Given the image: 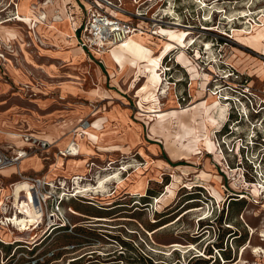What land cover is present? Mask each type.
<instances>
[{
  "label": "rangeland",
  "instance_id": "obj_1",
  "mask_svg": "<svg viewBox=\"0 0 264 264\" xmlns=\"http://www.w3.org/2000/svg\"><path fill=\"white\" fill-rule=\"evenodd\" d=\"M93 1L0 0V127L13 136L0 135V147L16 150L24 133L51 144L27 158L41 160L39 172L22 170L25 159L12 177L0 176V196L13 181L14 214L25 188L19 181L14 190L19 170L54 183L52 203L62 182L75 191L77 177L93 184L116 173L121 181L108 183L104 195L66 200L65 229L50 205L23 231L0 224V264H264V180L245 184L224 161L238 166L234 145L264 131V40L235 35L264 30V0H108L105 9L140 32L100 53L111 57H104L107 66L74 37ZM42 12L47 19L36 22ZM184 31L195 43L183 61ZM162 83H169L166 95ZM208 94L222 110L207 113ZM240 94L253 97L259 113L242 97L235 104L222 98ZM226 131L233 137L223 138ZM75 132L80 153L63 159L60 150ZM261 150L246 153L255 158ZM241 188L248 199L230 201ZM202 220L214 222L202 230Z\"/></svg>",
  "mask_w": 264,
  "mask_h": 264
},
{
  "label": "built area",
  "instance_id": "obj_2",
  "mask_svg": "<svg viewBox=\"0 0 264 264\" xmlns=\"http://www.w3.org/2000/svg\"><path fill=\"white\" fill-rule=\"evenodd\" d=\"M112 4H113L112 1L108 2V0H94L91 3L90 5L91 8L87 10L86 19L84 24L80 27V34L78 37L79 43L83 47V49L89 50L90 52L92 53L94 52L96 54L99 52L104 53L109 51L112 46L123 42L131 34L132 26L129 22L117 16L112 15L109 11L105 9L106 7H108V5H112ZM230 75L232 74L231 73L227 74V77ZM241 97L243 102L241 100ZM222 98L230 102H233L234 104L235 102L246 103L247 108L248 107L251 108L256 114L259 113L255 111L256 104L253 103V97H250L246 94L241 96H236L237 99L235 100L228 96L227 97L222 96ZM237 112L239 116L243 117V114H241L240 110H237ZM228 115L229 117L227 118V123L225 125L226 127L229 122L228 120L231 117L230 116L231 114ZM245 116L247 117L248 115L244 114V117ZM85 126H89V125H85ZM230 135H232V132L230 133L229 131L228 132L226 131V133L224 132L223 134V138H230L228 137ZM21 136L23 141L27 145L26 148L10 150V148L0 147V170L6 168L7 166H12V165L19 166L23 158L32 155L33 152L37 153L42 150H47L51 146V144L47 140L39 138L35 136L33 133H24ZM222 143L224 146L226 144V141L222 140ZM234 146H235V155L237 156L238 159V166L236 167L241 170L244 179L249 183H259L257 181L258 177L262 178L260 180H264V131L258 130L256 135H254L250 140V142L245 146L243 144L241 146L238 145V148L236 145ZM219 147L222 151L221 145ZM249 148H253L254 152L262 149L261 150L262 152L256 153V157L253 158L254 154L249 155V153H246L247 152L246 150H248ZM60 154L63 157H68V156H72L74 152L68 148L67 149L65 148L64 150H60ZM224 161L228 166H232L229 162H227V159H225V157H224ZM246 167H250V170L255 171L256 176L255 175L253 176L254 180L248 179L249 175H251V172L250 170L246 169ZM258 170L261 171V174L258 173ZM224 173L228 176V178H231L226 171ZM18 174L20 176V179L18 181L27 182L29 184V190L32 192L34 196L33 200H30L31 198L28 197L23 198V200H25L26 203L30 201H31L30 203H34L38 212L42 214L41 216L42 219L46 214V211L48 210L50 205L51 206L50 217H54L55 222L57 224L60 223L61 225L67 226V223L65 221H61L62 219L60 216V214H62L63 211V203L66 200L76 199L77 197H81L79 196L81 194H77V192L74 191L73 188H72L73 191H70V188L65 189V185L67 183L62 182V184H60V187L57 188L60 189V192L54 195V202L52 203L51 200L53 197L52 196L53 192L51 188H54L53 187L54 183L49 182L45 177L23 174L21 170L18 171ZM255 180L257 182H255ZM58 181L61 183V180ZM15 184L16 182H14V186ZM259 184H261V182ZM73 186L74 184L72 185V187ZM11 187H12L11 194L0 196V224L5 226L12 225L13 227V223L10 222V219L11 217L13 218L15 215H20V209L16 207V210L14 209V214H13V183H11ZM241 190L243 192L238 194V197L239 198L243 197L248 199L247 196L248 193L246 192L248 190L244 188H241ZM0 241L5 243V240H3L1 237H0Z\"/></svg>",
  "mask_w": 264,
  "mask_h": 264
},
{
  "label": "bare ground",
  "instance_id": "obj_3",
  "mask_svg": "<svg viewBox=\"0 0 264 264\" xmlns=\"http://www.w3.org/2000/svg\"><path fill=\"white\" fill-rule=\"evenodd\" d=\"M243 15H246V16H249V12L248 13H246V12H243ZM20 16H21V14H20ZM20 16L18 17V18H20ZM17 18V19H18ZM36 22L38 21L39 23H41L42 22V20L43 19H47V14L46 13H40V15H36ZM64 20L63 18H62V16H58L57 18H56V20ZM41 21V22H40ZM174 25H177V26H179L180 25V23H178V22H174ZM53 27V26H52ZM56 27V26H55ZM185 28H190V27H187V26H185ZM250 28H243V29H236L235 30V35H237V36H244L247 40H249V41H252V42H258V43H260V42H263V40H264V30L263 31H260V30H257V31H253V30H249ZM185 30V29H184ZM136 30H135V28L134 27H132V31H131V34L129 35V37L127 38V39H125L123 42H121V43H119V44H116V45H114V46H112L111 48H110V53L111 52H113V51H111V50H114V48L115 47H117V46H127L128 45V41L132 38V35H139V29H138V32L136 33V34H133L134 32H135ZM16 32V31H15ZM182 32V31H181ZM190 32V31H189ZM171 34H174V33H171ZM188 33L186 32V31H184L183 33H182V35L180 36L181 38V40L183 41L182 42V46H180V50H179V53H178V57H181V59L184 61V59L183 58H186V56L188 55V53H187V47L190 45V46H192L195 42L193 41L194 39L193 38H189V36L187 35ZM179 37V36H178ZM244 41V40H243ZM251 42V43H252ZM174 44H177V43H174ZM209 44V43H208ZM241 44V43H240ZM246 45V44H245ZM252 45H253V43H252ZM255 45V44H254ZM257 45V44H256ZM170 46V45H169ZM174 45H172L171 47H173ZM257 46H259L260 47V45H257ZM257 46H256V48H257ZM126 48V47H125ZM211 46H207V52H210L211 53ZM252 48V47H251ZM255 48V47H254ZM118 49H120V48H118ZM117 49V50H118ZM129 49V48H128ZM258 50H259V48H257ZM121 50V49H120ZM120 50H118V51H120ZM131 50H133V49H131ZM137 50H138V48H137ZM117 51V52H118ZM116 52V51H115ZM114 52V54H116ZM125 52V51H124ZM134 52L135 53H139V52H137V51H135L134 50ZM257 52V51H256ZM105 53V52H104ZM104 53H101V54H104ZM119 53V52H118ZM263 53V52H262ZM98 54V53H97ZM113 54V55H114ZM120 54V53H119ZM125 54V53H124ZM165 54V53H164ZM187 54V55H186ZM98 55H100V52H99V54ZM126 55V54H125ZM124 55V56H125ZM133 55V54H132ZM101 56V55H100ZM116 55H114V57H115ZM127 56V55H126ZM129 56V55H128ZM127 56V57H128ZM135 56V55H134ZM136 56H138V55H136ZM105 58H107L106 60H108L109 58H111V57H109V55L106 57V56H104ZM113 57V58H114ZM179 59V58H178ZM180 59V61H182ZM112 59H110L109 60V63H110V61H111ZM123 59L121 58V56L119 57H116V59H114V61L112 60V62H111V64L112 63H114V65H117L119 62H121ZM215 60V59H214ZM185 63V62H184ZM192 63V62H191ZM114 65L112 64V66L114 67ZM264 66V65H263ZM153 68V67H152ZM156 68V67H155ZM169 70H170V68H169ZM152 71V70H151ZM156 71V70H155ZM152 73V72H151ZM197 75H198V73H197ZM196 75V76H197ZM208 75V74H207ZM164 80H166V79H164ZM156 80H155V78H152L151 79V81H150V83L152 84V85H155L156 83ZM162 87V95H166L167 94V92L170 90L169 89V83H165V84H163L162 83V85H161ZM161 90V89H160ZM209 95V97H210V99H211V104L209 105V106H207L206 108H207V113H210L211 111V109H213V108H218L220 105H222V102H220V101H216L215 99H214V97H213V94H208ZM165 97V96H164ZM209 102V101H208ZM225 106H226V104H225ZM227 107V106H226ZM219 109H220V107H219ZM219 109H217V110H219ZM220 110H222V108L220 109ZM213 111V110H212ZM224 111V110H223ZM222 112V111H221ZM220 112V113H221ZM215 113H219V112H215ZM223 113V112H222ZM224 115H226V114H223V118H224ZM220 116V115H219ZM226 117V116H225ZM225 119V118H224ZM86 128V126L84 127H80V129H85ZM75 134H76V138H78V136H79V134H78V132H75ZM70 149V150H72L73 152H74V154L72 155V156H77V155H79V153H80V145L76 142V140H73L67 147H66V149ZM65 149V148H64ZM77 152H79V153H77ZM222 154H224L223 152H222ZM63 157V156H62ZM27 158H29L28 156L27 157H25V158H23L22 160L24 161L25 159L27 160ZM22 160H21V162H22ZM20 162V163H21ZM226 164V163H225ZM226 166H227V169H229L230 171H232V170H234V169H239V168H237V167H232V166H228L227 164H226ZM8 167H18L17 165H12V166H7L6 168L8 169ZM5 169V168H4ZM240 170V169H239ZM241 171V170H240ZM105 175V174H104ZM241 175H242V178L244 179V177H243V174L241 173ZM83 178H80V177H77L76 179H75V181H74V186H75V191L77 192V194H81V193H87V192H92V193H98V195H101L102 193H103V195L105 194V193H107L108 192V188H107V185H108V183H111V182H113V183H117V184H120L121 183V181H120V179H119V176L116 174V173H112V174H107V175H105V176H103V177H99L98 178V180L96 181V182H94L93 184L92 183H86V184H83ZM19 182V181H18ZM18 182H16V184H15V186H14V190H15V187H16V185H17V183ZM22 182H24V191L22 192V198H20L19 200H16L15 199V208L17 207V208H19L20 209V215H15L13 218L11 217V219H10V222L11 223H13V224H15V225H17V226H20V228L21 227H26V226H28L29 224H34L36 221H38V220H40L41 219V213L40 212H38V210L36 209V206H35V204L34 203H30V202H25V200H23V198H31L30 200H33L34 199V196H33V194H32V192L29 190V184L27 183V182H25V181H22ZM244 183L246 184V183H248V184H251V185H255V183H249V182H247L245 179H244ZM20 184V183H19ZM242 185V184H241ZM17 189V188H16ZM198 210V208H193V209H191L190 210V212H193V211H197ZM77 214H82V213H80V212H76ZM37 224V223H36ZM23 228H21L20 229V231H23L22 230ZM254 231V230H253ZM253 233V232H252ZM257 252L259 251V250H256Z\"/></svg>",
  "mask_w": 264,
  "mask_h": 264
},
{
  "label": "crops",
  "instance_id": "obj_4",
  "mask_svg": "<svg viewBox=\"0 0 264 264\" xmlns=\"http://www.w3.org/2000/svg\"><path fill=\"white\" fill-rule=\"evenodd\" d=\"M78 2V1H77ZM79 7H80V5H79ZM118 17V16H117ZM120 18V17H119ZM85 19H86V17L83 19V20H81L80 22H79V24H77V26H75V29H74V37H75V40H78V37H77V33H78V30H80V27L84 24V22H85ZM78 43H79V40H78ZM129 43V42H128ZM80 44V43H79ZM121 47H123V46H121ZM81 49L84 51L85 49H83V47L81 46ZM78 51H81V50H78ZM99 57H101L100 59V63H103L105 66H107V62H105L104 61V57L103 56H99ZM167 56L165 55V56H163V58L162 59H165ZM177 63V62H176ZM181 65V64H180ZM183 67V66H182ZM10 133H12V132H6V131H4L3 129H1V127H0V135H3V134H7L8 136H10V137H13ZM34 134V133H33ZM21 136V135H20ZM22 139V138H21ZM73 140H76V142L77 143H79V138H71V140H70V142H69V144L73 141ZM22 142H24L23 141V139H22ZM25 143V142H24ZM23 143V145L22 146H18L17 147V149H21V148H26V144H24ZM68 146V145H67ZM67 146H65V147H67ZM16 149V150H17ZM63 159H64V157H62ZM40 162H41V160H36V158H30V159H28V160H26L25 162H23L22 164H21V169L22 170H33V171H35L36 173L37 172H39L40 170H41V164H40ZM13 168L14 167H8V169L6 168V171L5 172H3V169L2 170H0V176H4V177H12V175H13ZM4 173V174H3ZM48 178V177H47ZM11 183H13V181H10V184H9V188H10V193L9 194H11V192H12V187H11ZM0 188H1V186H0ZM3 188V187H2ZM5 192H6V188H5ZM3 193L2 194V196H4V195H8V194H6V193Z\"/></svg>",
  "mask_w": 264,
  "mask_h": 264
},
{
  "label": "trees",
  "instance_id": "obj_5",
  "mask_svg": "<svg viewBox=\"0 0 264 264\" xmlns=\"http://www.w3.org/2000/svg\"><path fill=\"white\" fill-rule=\"evenodd\" d=\"M78 33L80 34V30H78ZM224 128L226 129V126ZM223 129L221 131H223ZM75 200H77V199H75ZM242 200H244V198H238V196H237V197H234L233 200H230V201H242ZM70 208H71V206H70ZM202 222H204V221L202 220ZM212 222H214V221L213 220L212 221L211 220H208L207 222H204L203 223L204 225H202L203 227L201 226L202 230H205V229L208 230V228H210L212 226ZM59 226L62 227L63 229L67 228V226H64V225H61V224H59ZM0 243H4V242L0 241Z\"/></svg>",
  "mask_w": 264,
  "mask_h": 264
}]
</instances>
